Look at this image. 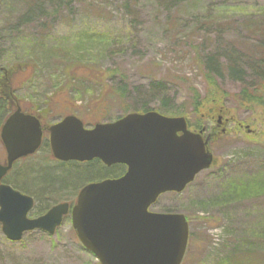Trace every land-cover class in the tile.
<instances>
[{
  "label": "rangeland",
  "instance_id": "374dc122",
  "mask_svg": "<svg viewBox=\"0 0 264 264\" xmlns=\"http://www.w3.org/2000/svg\"><path fill=\"white\" fill-rule=\"evenodd\" d=\"M31 3L37 10L34 0H0V66L9 70L18 104L43 112L47 124L75 115L87 128L141 113L145 105L184 117L190 131L213 132L207 145L211 165L182 191L159 195L149 210L185 216L193 242L181 264H264V107H242L234 96L241 84L226 75L208 82L199 61L209 53L224 60L231 48L264 56V0L45 2L29 24L13 27ZM86 37L91 41L85 48L73 52ZM104 39L108 44L100 49ZM77 67L95 68L104 77L82 79ZM154 81L166 89L150 94ZM120 83L124 98L112 92ZM162 94L187 113L161 112ZM2 103L7 107L6 99ZM5 158L0 139V160ZM68 163H56L44 149L14 164L7 179L35 199L30 217L64 199L74 203L83 185L105 173L98 164ZM38 180L47 189L43 194ZM0 264L99 263L66 215L53 234L29 231L16 242L0 229Z\"/></svg>",
  "mask_w": 264,
  "mask_h": 264
},
{
  "label": "water",
  "instance_id": "95a60500",
  "mask_svg": "<svg viewBox=\"0 0 264 264\" xmlns=\"http://www.w3.org/2000/svg\"><path fill=\"white\" fill-rule=\"evenodd\" d=\"M52 155L59 161L99 159L106 165L124 163L126 173L81 188L74 204L58 203L30 218V196L1 182L17 159L36 151L41 142L39 120L17 108L0 127L6 152L0 164V229L6 239L24 233L53 234L65 215L81 245L99 264H181L188 244V224L177 212L149 207L164 192H180L213 157L209 135L187 128L182 116L155 110L128 113L109 123L84 126L66 115L49 128Z\"/></svg>",
  "mask_w": 264,
  "mask_h": 264
},
{
  "label": "trees",
  "instance_id": "16d2710c",
  "mask_svg": "<svg viewBox=\"0 0 264 264\" xmlns=\"http://www.w3.org/2000/svg\"><path fill=\"white\" fill-rule=\"evenodd\" d=\"M56 1L59 2L58 4H63V6H67V4L71 5V3L74 0H66L65 3H62V0H42V1L34 0V2L38 5L37 10H32L34 8V3L29 4V5H32V8L26 10L25 14L20 17V19L16 22L15 25H13V27L17 25L29 24L31 21L32 15H34L33 12L42 11L43 9L42 7H44L43 4L45 2L51 3V2H56ZM56 7H57V3H56ZM56 10H53V12ZM42 25L43 23L40 24V27ZM98 37L105 38L104 35H99ZM88 38L89 37H86L83 47L76 48L73 50V52L77 53L78 50L84 49L87 43L91 41V40H87ZM100 44L101 46H99V48L105 49L108 44V41L104 39V41L101 42ZM256 54L257 53L255 52L244 53L240 50L231 48L229 51L225 52V57L223 58L224 60H220V58L216 55V53H209V54L201 56L199 58V61L203 69L205 70L204 76L208 82L214 81L216 79L218 80L226 75L228 78L234 81H237L241 84L240 90L236 94H234V96L235 97L237 96L239 98L238 101L242 107L248 108L252 105L264 107V56L256 55ZM74 58L76 59L77 57H74ZM0 59H1V55H0ZM80 69L79 67H77V71ZM3 70L4 68H1L0 66V72H2ZM81 71L82 73L80 74V76L82 79H85V80H92L93 78L100 79V77L101 78L104 77L103 74L97 72L95 68H87L84 70L81 69ZM7 73H9V70L7 71ZM72 75L74 76V74ZM252 79L253 80L255 79V81L253 82ZM67 87H69L68 84H67ZM165 89H166V86L164 85L162 81H154L151 83V91L149 90L150 92L149 91L148 92L150 94H152V92H155L156 94L159 91H164ZM110 90H113V89L110 88ZM64 91H65V87H64ZM112 92H117L118 96H121L122 98H124L126 94V86L120 83V85L117 86ZM1 95H4V96L2 97L0 101V125H2V123L4 122L7 116V110H6L7 107L4 103H2L3 98L4 99H7V98L5 94H0V96ZM197 98H198V95L195 94L194 95V101H195L194 107L196 108H198V106L200 105L199 104L200 102L198 101ZM158 99L160 100V104L157 107L161 110V112H165L166 114L171 113V114H176V115H182V114L184 115L185 113H187L186 108H184L185 110L184 109L178 110L175 107H172L169 102L170 101L169 97L165 96V94H162L161 97ZM142 107L143 108L141 109V112L151 110L147 108L145 105H142ZM64 164H69V163H64ZM87 164L91 165L94 163L88 162ZM113 169L114 168L105 169V172L111 174L112 173L111 171ZM36 177L38 178L39 175H36ZM36 177L34 178L36 179ZM4 182L7 184H10L13 188L17 187L15 184L10 183L6 179L4 180ZM48 182H53V181L51 180ZM34 183L36 182H33V184ZM38 183H39V180H38ZM43 184L48 187L50 183L48 185L46 183H43ZM19 189L23 190V188H19ZM36 189L37 191H39V194L47 191L46 188L42 187L41 183L37 185ZM223 195L224 197H227L230 194H223ZM192 242H193V234L189 233L188 245H191Z\"/></svg>",
  "mask_w": 264,
  "mask_h": 264
},
{
  "label": "flooded vegetation",
  "instance_id": "af4514ba",
  "mask_svg": "<svg viewBox=\"0 0 264 264\" xmlns=\"http://www.w3.org/2000/svg\"><path fill=\"white\" fill-rule=\"evenodd\" d=\"M3 72V76L0 78V94H5L6 95V100H7V103H8V105H7V116H6V118L17 108V106H19L20 108H21V111L23 112V113H25V114H30V115H33V116H35L38 120H39V123H40V126H41V131H42V133H41V142H40V144H39V146H38V148L36 149V151L34 152V153H32V154H30V155H27V156H25V157H22V158H19V159H17L15 162H13V164H12V166H11V168L6 172V174L3 176V178H2V181L1 182H3V183H5L4 182V180L6 179V180H8L7 179V176L9 175V172H10V170L13 168V166H14V164L18 161V160H22V159H25V158H27V157H30V156H33L34 154H36L37 152H39V151H41V150H46V151H48L49 153H50V155L52 156V158H53V160L57 163V161L58 162H60V163H68V162H70V161H59V160H57V159H55L54 157H53V155H52V151H51V147H50V141H49V130H48V128L51 126V125H53V124H55V123H57V121L56 122H54V123H51V124H47V123H45L44 122V120H43V117H42V113L41 114H39L40 113V110H39V113H36V112H31V111H28V110H26V109H23L22 107H21V105L20 104H18V102H17V100L14 98V95H13V93H12V90H11V88L8 86V81H7V76H6V70H3L2 71ZM6 90H7V92H6ZM62 119V118H61ZM217 122H218V120H217ZM84 124V123H83ZM84 126L85 127H88V126H86L85 124H84ZM187 128L189 129V130H191L189 127H188V125H187ZM210 136H209V142H210V138H211V136L212 135H214V133L213 132H210V134H209ZM3 148H4V146H3ZM4 152H5V149H4ZM5 154H6V152H5ZM5 161H6V158H5ZM5 161H2V160H0V164H2V165H4L5 164ZM74 162H76V163H88V162H90V163H94V164H98L99 166H100V168L102 169V170H104V172H105V169H110V168H114L111 172V174L110 173H104V175L103 176H100L98 179H96V180H93V182H96V181H100V180H104V179H116V178H119V177H121V176H123L125 173H126V171H127V165L126 164H124V163H114V164H111V165H106V164H104L102 161H100L99 159H97V158H94V159H92V160H90V161H84V162H78V161H74ZM39 167H42V164H39ZM11 183V182H10ZM90 183H92V182H90ZM5 184H7V183H5ZM88 183H86L85 185H87ZM7 185H9V186H11L10 184H7ZM85 185H83V186H85ZM82 186V187H83ZM12 187V186H11ZM81 187V188H82ZM13 188V187H12ZM17 188V189H16ZM14 189H16V190H18L19 188L18 187H15ZM18 191H20L21 193H23V194H27V192L25 191V190H18ZM79 192V191H78ZM45 193V192H44ZM41 194H43V192L41 193ZM77 196V195H76ZM75 196V197H76ZM31 198H32V200H33V206H32V208H31V210L28 212V217H30V214H31V212H32V209H33V207H34V205H35V199L32 197V196H30ZM68 203L69 204V206L71 207L74 203L73 202H71L70 200H68V199H64L63 201H60V202H57L56 204H58V203ZM53 206V204L52 205H50L45 211H43L42 213H40V214H37V216H40V215H42V214H44L45 212H47L51 207ZM67 215H69V214H67ZM37 216H34V217H37ZM66 216V215H65ZM64 216V217H65ZM70 216V215H69ZM34 217H30V218H34ZM63 217V218H64Z\"/></svg>",
  "mask_w": 264,
  "mask_h": 264
}]
</instances>
